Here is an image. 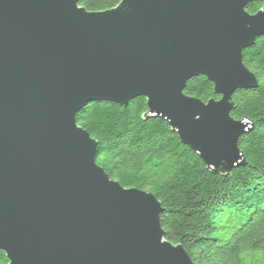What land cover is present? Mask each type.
I'll use <instances>...</instances> for the list:
<instances>
[{
    "label": "water",
    "instance_id": "1",
    "mask_svg": "<svg viewBox=\"0 0 264 264\" xmlns=\"http://www.w3.org/2000/svg\"><path fill=\"white\" fill-rule=\"evenodd\" d=\"M261 3L256 14L249 5ZM264 0H0V252L7 264H195L166 239L161 202L97 164L77 123L89 103L143 97L213 173L246 160L233 95L257 87L244 51ZM205 77L219 100L185 95Z\"/></svg>",
    "mask_w": 264,
    "mask_h": 264
},
{
    "label": "trees",
    "instance_id": "2",
    "mask_svg": "<svg viewBox=\"0 0 264 264\" xmlns=\"http://www.w3.org/2000/svg\"><path fill=\"white\" fill-rule=\"evenodd\" d=\"M120 2L80 0V5L100 12ZM261 8L253 3L247 11ZM244 64L257 87L233 95L231 116L250 126L239 140L246 165L228 176L213 173L165 121L145 120L149 110L143 97L126 108L92 102L76 117L99 142L97 164L124 188L156 196L164 209L166 239L181 244L195 264H264V37L244 51ZM184 93L203 102L220 99L205 77L190 80ZM7 263L0 252V264Z\"/></svg>",
    "mask_w": 264,
    "mask_h": 264
}]
</instances>
